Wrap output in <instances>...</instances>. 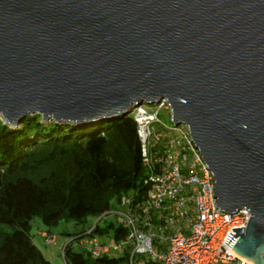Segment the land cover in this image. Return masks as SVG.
I'll list each match as a JSON object with an SVG mask.
<instances>
[{"label":"water","instance_id":"95a60500","mask_svg":"<svg viewBox=\"0 0 264 264\" xmlns=\"http://www.w3.org/2000/svg\"><path fill=\"white\" fill-rule=\"evenodd\" d=\"M164 100L264 264V0H0V119L82 125Z\"/></svg>","mask_w":264,"mask_h":264},{"label":"trees","instance_id":"16d2710c","mask_svg":"<svg viewBox=\"0 0 264 264\" xmlns=\"http://www.w3.org/2000/svg\"><path fill=\"white\" fill-rule=\"evenodd\" d=\"M144 177L131 113L82 125L42 121L39 114L15 126L0 120V264H51L28 235L33 217L48 229L61 220L80 226L67 234L73 237L63 244L64 264H123L124 252L94 257L77 241L86 219L107 212L112 199H143ZM97 224L92 234L106 231ZM125 234L122 222L113 226L114 241Z\"/></svg>","mask_w":264,"mask_h":264},{"label":"built area","instance_id":"2783aa9c","mask_svg":"<svg viewBox=\"0 0 264 264\" xmlns=\"http://www.w3.org/2000/svg\"><path fill=\"white\" fill-rule=\"evenodd\" d=\"M155 107L152 110L140 104L129 112L135 123L146 189L140 201L120 196L121 209L112 211L122 217L125 236L111 244L92 234L101 217L111 212L108 210L95 218L77 244L94 257L110 255L111 250L124 252L127 258L123 264H253L230 249L236 238L229 247L223 243L232 228L245 226L247 210L229 214L218 209L212 196V173L187 127H167L157 118L158 108L167 110L171 118L164 100ZM155 124L162 129H156ZM39 234L47 244L54 243L53 233Z\"/></svg>","mask_w":264,"mask_h":264},{"label":"rangeland","instance_id":"374dc122","mask_svg":"<svg viewBox=\"0 0 264 264\" xmlns=\"http://www.w3.org/2000/svg\"><path fill=\"white\" fill-rule=\"evenodd\" d=\"M152 110H154L156 107L155 105H148ZM157 118L167 127L173 126V123L170 119L169 113L167 110L163 108L157 109ZM1 120V119H0ZM48 120H42V121H49ZM178 127H181L183 125L178 124ZM162 127L158 124H155V128L157 129ZM170 134H173L172 131H169ZM121 206L116 203V200L112 199L110 201V208L109 213L102 216V218L98 221V227L101 229H105L106 231L102 233L97 234V238L102 243H111L114 244V240L112 237V231L113 226H116L122 221V217L114 214L113 210H120ZM95 221V217H88L86 219V222L84 223V226H88L92 224ZM113 225V226H107V225ZM44 229L47 230L48 228L44 226L39 218L33 217L29 220V228H28V235L32 241L33 244H35L39 250L42 252L43 256L50 261L51 264H64L63 259L61 257L60 253V245L66 241H68L73 236L67 235L71 233H76L79 229V225H75L74 222L68 220L64 221L61 220L58 222L56 226H52L49 228V232L53 233L55 235L54 243L47 244L44 239L39 237V230ZM73 249L75 250L77 247L75 245H72ZM122 252H116L114 250L110 251V256H119ZM125 263V262H124Z\"/></svg>","mask_w":264,"mask_h":264},{"label":"crops","instance_id":"0c3cea01","mask_svg":"<svg viewBox=\"0 0 264 264\" xmlns=\"http://www.w3.org/2000/svg\"><path fill=\"white\" fill-rule=\"evenodd\" d=\"M42 231H50V230H49V229H47V230L40 229V230H39V233H40V232H42ZM38 235H39V237H41V238H42V236H41L40 234H38ZM42 239H43V238H42Z\"/></svg>","mask_w":264,"mask_h":264},{"label":"bare ground","instance_id":"6f19581e","mask_svg":"<svg viewBox=\"0 0 264 264\" xmlns=\"http://www.w3.org/2000/svg\"><path fill=\"white\" fill-rule=\"evenodd\" d=\"M252 262V261H251Z\"/></svg>","mask_w":264,"mask_h":264}]
</instances>
